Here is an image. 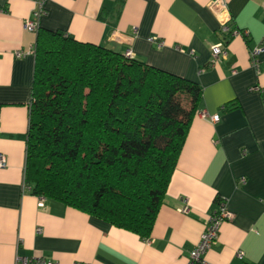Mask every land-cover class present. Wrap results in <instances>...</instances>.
I'll return each mask as SVG.
<instances>
[{
    "label": "crops",
    "instance_id": "crops-1",
    "mask_svg": "<svg viewBox=\"0 0 264 264\" xmlns=\"http://www.w3.org/2000/svg\"><path fill=\"white\" fill-rule=\"evenodd\" d=\"M211 0H41L44 28L131 56L201 86L163 201L148 238L37 196L24 187L26 133L36 31L23 24L37 0H0V264L44 256L60 264H188L210 214L232 216L203 264H264V50L258 70L249 50L264 47V0H224L233 28L227 54ZM135 28V30H133ZM17 50L25 51L15 56ZM259 87L260 90H253ZM233 104V105H231ZM219 115L217 122L201 112ZM186 200L187 211L179 208ZM39 229V231L37 230ZM241 250L243 257L236 252Z\"/></svg>",
    "mask_w": 264,
    "mask_h": 264
},
{
    "label": "trees",
    "instance_id": "trees-1",
    "mask_svg": "<svg viewBox=\"0 0 264 264\" xmlns=\"http://www.w3.org/2000/svg\"><path fill=\"white\" fill-rule=\"evenodd\" d=\"M201 91L134 57L38 27L24 184L148 238Z\"/></svg>",
    "mask_w": 264,
    "mask_h": 264
},
{
    "label": "built area",
    "instance_id": "built-area-1",
    "mask_svg": "<svg viewBox=\"0 0 264 264\" xmlns=\"http://www.w3.org/2000/svg\"><path fill=\"white\" fill-rule=\"evenodd\" d=\"M39 3V7L32 11V16L29 19H26L23 26L28 31H36L37 30V18L42 14L41 8V0H37ZM209 8L216 13L221 19L219 21V33L223 36L221 40L211 45V55L213 59L223 58L227 54V49L225 46V41L227 38L236 36V35H247V31L239 30L237 28H233L229 24V20L227 18V7L224 0H211L209 1ZM135 30V28H133ZM264 50L261 44L254 46L249 50L250 63L251 65L258 70V60L257 55ZM25 54V51L17 50L15 52V56L20 57ZM124 54L127 57H132L131 52L126 50ZM253 90H260L259 87H253ZM202 117L209 118L212 122H217L219 119V115L208 114L206 111H202ZM6 166V158L3 154L0 153V168ZM24 187L28 188L25 184ZM45 197L37 196V205L42 207L44 205ZM184 205H182L179 209L181 211H187V203L184 199ZM232 214L226 210L224 206H221L217 211H214L210 214L204 224V228L199 236V239L195 246L190 250L188 256V264H203L205 261L204 255L210 246L217 240L218 232L221 223L224 220L230 219ZM39 231V229H37ZM236 256L238 258L243 257V252L238 250L236 252ZM14 264H60L59 262L44 256H17ZM71 264H88L85 262L75 261Z\"/></svg>",
    "mask_w": 264,
    "mask_h": 264
}]
</instances>
